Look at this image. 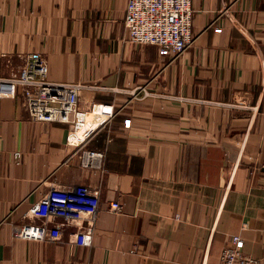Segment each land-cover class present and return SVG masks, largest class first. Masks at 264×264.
<instances>
[{"label": "crops", "instance_id": "0c3cea01", "mask_svg": "<svg viewBox=\"0 0 264 264\" xmlns=\"http://www.w3.org/2000/svg\"><path fill=\"white\" fill-rule=\"evenodd\" d=\"M127 1L0 0V77L40 53L50 81L102 87L80 91V112L116 111L87 143L99 171L79 163V121H33L20 95L0 98V264H218L232 235L264 264V0H191L177 58L129 40ZM78 184L100 190L89 244L73 226L13 236L49 187Z\"/></svg>", "mask_w": 264, "mask_h": 264}, {"label": "built area", "instance_id": "2783aa9c", "mask_svg": "<svg viewBox=\"0 0 264 264\" xmlns=\"http://www.w3.org/2000/svg\"><path fill=\"white\" fill-rule=\"evenodd\" d=\"M192 18L191 0H128L123 24L131 42L154 45L161 53L177 58L194 42ZM47 72L46 59L40 53L25 55L22 65L8 76L0 77V98L20 95L27 115L33 121L68 125L79 121L81 130L75 142L79 163L82 167L102 171L104 152L87 148V143L96 132L111 123L116 111L111 105L94 102L80 112V91L86 87H102L50 81ZM142 90L132 91V98H136ZM19 156L18 152L14 153L15 158ZM99 193V188L84 184L65 188L51 186L24 213L28 221L15 226L13 236L57 241L64 227L73 226L76 228L75 241L89 244L99 213ZM109 209L118 212L121 206L112 201ZM242 247L241 237L232 235L229 244L220 253L218 264H255L254 259L243 253Z\"/></svg>", "mask_w": 264, "mask_h": 264}]
</instances>
